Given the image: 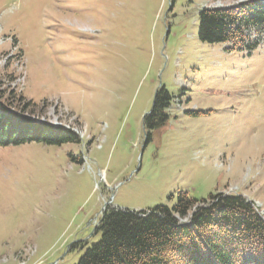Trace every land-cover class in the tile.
<instances>
[{
	"label": "rangeland",
	"instance_id": "obj_1",
	"mask_svg": "<svg viewBox=\"0 0 264 264\" xmlns=\"http://www.w3.org/2000/svg\"><path fill=\"white\" fill-rule=\"evenodd\" d=\"M249 1L0 0V101L78 139L0 147V264H76L105 206L223 193L264 212V38L197 36L201 9Z\"/></svg>",
	"mask_w": 264,
	"mask_h": 264
},
{
	"label": "trees",
	"instance_id": "obj_2",
	"mask_svg": "<svg viewBox=\"0 0 264 264\" xmlns=\"http://www.w3.org/2000/svg\"><path fill=\"white\" fill-rule=\"evenodd\" d=\"M198 22L201 42H227L231 50L250 51L264 38V4L204 8ZM251 32L256 35L253 40L248 37ZM171 99L164 90L156 93L151 117L158 119L152 126L163 123ZM33 142L55 146L78 139L70 131L36 123L0 101V147ZM96 232L100 238L76 264H264V221L237 194L220 193L199 201L179 192L172 207L147 212L106 207Z\"/></svg>",
	"mask_w": 264,
	"mask_h": 264
},
{
	"label": "water",
	"instance_id": "obj_3",
	"mask_svg": "<svg viewBox=\"0 0 264 264\" xmlns=\"http://www.w3.org/2000/svg\"><path fill=\"white\" fill-rule=\"evenodd\" d=\"M152 108H153V106H152Z\"/></svg>",
	"mask_w": 264,
	"mask_h": 264
}]
</instances>
